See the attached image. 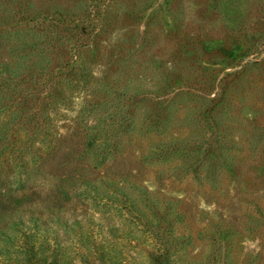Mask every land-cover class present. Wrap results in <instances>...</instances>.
I'll list each match as a JSON object with an SVG mask.
<instances>
[{"label":"rangeland","instance_id":"obj_1","mask_svg":"<svg viewBox=\"0 0 264 264\" xmlns=\"http://www.w3.org/2000/svg\"><path fill=\"white\" fill-rule=\"evenodd\" d=\"M177 90L184 94L170 102ZM216 103L218 120L227 104L235 119L221 117L222 133L242 152L236 180L220 167L206 179L200 155L149 156L156 143H174L179 128L185 144L212 137L201 114ZM251 131L264 139V0H0L8 262L22 255L28 233L35 254L56 264H164L134 223L137 209L151 213L141 200L148 191L162 208L173 203L182 215L176 235L189 238L187 255L168 264H221L224 253L230 264H264V163L254 162L261 144L246 151ZM105 132L117 134V148L99 162L92 137ZM200 159L196 172H184ZM122 172L138 187L123 183ZM124 191L134 211L116 201ZM218 221L233 233L225 249L211 241Z\"/></svg>","mask_w":264,"mask_h":264},{"label":"trees","instance_id":"obj_2","mask_svg":"<svg viewBox=\"0 0 264 264\" xmlns=\"http://www.w3.org/2000/svg\"><path fill=\"white\" fill-rule=\"evenodd\" d=\"M182 94H184V91L182 92L177 90L172 96V98H170V102H172V99H174V97H179ZM219 99L221 98L216 96L214 98L205 99V101L214 103ZM223 101L226 102L225 98L222 99V102ZM220 107H222L221 103L213 104L212 107H210V109L207 110L208 112L203 111L201 114L204 117L202 119L204 120L205 125L210 127V130L213 133L212 137L202 140L201 143H197V146H195V143L192 145L187 143L185 144L184 139L180 135V132H178L181 131L182 129L179 128L177 130V134H175L174 143L170 142L171 143L170 145L168 146L163 145V147H161V144L156 143L154 148L151 149V153L149 156L161 157L162 159H160L159 161L165 162L166 160H168V155L173 152L175 153L176 151L179 152L181 156H184L186 161L188 160V158L193 156L200 158L199 157L200 155L202 160L203 159L208 160V164L210 166L208 168L209 171H205L204 177H207L206 179L211 180L210 178L212 176H215L214 179H216L217 176L221 174L219 172V167H220V170H223V172H227L230 174V179L236 180L237 170H239V168H242L240 161H238V159L240 160L242 159L241 158L242 152L238 147L237 145L238 143L236 142L235 139L233 140L227 138L222 133V129L224 128V125L222 126L221 117L225 114L230 116V122H227V125H229L230 123L234 124L235 119L233 118L232 112L229 111L228 109L229 105L227 104L225 105V108L222 110V116H220L218 120L217 116H214V111ZM159 116L160 115L158 114L157 118ZM159 119H161V117ZM159 119H157L156 121L159 122ZM199 120H200L199 117H197L196 119L190 118L189 125H193L194 123H197ZM252 120L257 121L256 118H252ZM114 125L115 124L113 123L108 124V126L113 130H114ZM118 126H120V124ZM148 129H151V125L148 126ZM116 135L117 134L114 132H108V133L105 132L99 135H94L92 137V141H93L92 144H94L96 148L102 151V155L96 158L98 159L99 162L101 161V159H105L108 155L113 154L114 150L117 148V143L114 142V139H116L117 137ZM250 135L246 136V142L248 144L246 151L255 154V152L258 149L257 145L261 144L260 152L259 154H257L258 158H255L254 162L257 163V165L262 164L264 163V139L262 140L261 138V140L260 139L258 140L256 134L253 133L252 131ZM165 148H168V150ZM232 150H237L239 153L237 154L236 152L230 155L229 152ZM30 153L31 154L29 155V157L31 159L34 158L35 157L34 153L32 151H30ZM251 157L253 158L252 155ZM222 158H224V160H222ZM201 159L197 161V165L195 166H193L192 163L187 162L188 165L185 167L184 172H187L189 170L196 172L198 170L199 165H201ZM223 164L225 165L224 167L221 166ZM130 175L133 176V174ZM120 176L122 177L123 183L131 186L132 189L133 187L134 188L138 187L134 182L128 179L126 173L122 172ZM194 176L200 178L199 174H194ZM211 183L214 189L220 186L217 182H211ZM143 193L144 194L142 195L141 200L143 201L146 209H148L151 213L148 214L145 211L137 209V212L134 213V217L137 219V222L134 223L140 224V226L138 227L141 230V232H143V235L145 234L146 238H148L151 242H154L153 244L155 245V247L159 252V254H157L156 256L157 258L156 261L163 260L164 264H168L170 261L174 262L175 258H178L180 260L179 257L180 254L187 255L185 246L186 244L189 243L188 237L186 238V241H184V238L181 235H176L175 223L176 221H181L182 219L181 213L173 211L172 209L173 203L167 202L168 205H165L164 208H162L161 206H158L159 205L158 202H154L153 199H151L152 197L149 195L148 191H147L148 193L147 195L146 192ZM127 194L128 193L124 191L122 198L121 199L116 198L117 199L116 201H119L120 204L123 205L125 208H127L129 211L130 210L134 211V208L131 207V204H134L133 201H130L131 203L126 201V198H128ZM125 195L127 197H125ZM35 205L36 204L34 203L31 204V206H35ZM30 218L32 222L35 220V217L33 216H30ZM223 219L224 218H221V220ZM22 226L24 225L21 223V220H19L17 222L13 221L11 227L14 231H18L22 229ZM215 226H216L215 229L216 234L211 238V241L212 242L218 241V244H220V246L223 245L224 249L226 248V246L227 248L232 246L235 243L232 240L233 233H230L228 229L222 228L221 227L222 223L220 221L216 222ZM246 229L250 233L254 231V228L247 227ZM25 235L26 236L24 237L26 238L24 239L26 240L22 244L23 247L21 248L22 255L17 260H14L15 262L12 263V261L8 262V260L4 258L3 255L4 253L3 249L5 250V254H6L7 253L6 250L8 249V244H12V239H11L12 237L7 232H2L0 230V239L6 244V246L2 245V248L0 249V262L7 260L6 264H56L55 261L48 260L47 258H43L36 255L35 254L36 251L34 248L35 245L31 244L30 246L29 242L27 241V239L30 238V236L28 235V233H26ZM19 239L20 238L18 237V240ZM100 253H103V251L101 250ZM102 260L104 263H107L109 261L106 257H104ZM222 260L223 261L221 264H230L227 253L222 254ZM185 261L182 259V264H202L198 262V260L197 261L195 259L191 260V258Z\"/></svg>","mask_w":264,"mask_h":264}]
</instances>
